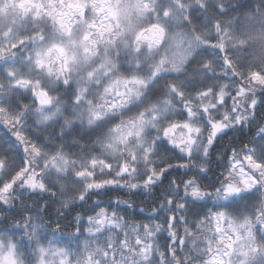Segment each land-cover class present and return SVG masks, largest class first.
<instances>
[{"label": "snow or ice", "instance_id": "obj_1", "mask_svg": "<svg viewBox=\"0 0 264 264\" xmlns=\"http://www.w3.org/2000/svg\"><path fill=\"white\" fill-rule=\"evenodd\" d=\"M0 128V264H264V0H0Z\"/></svg>", "mask_w": 264, "mask_h": 264}, {"label": "trees", "instance_id": "obj_2", "mask_svg": "<svg viewBox=\"0 0 264 264\" xmlns=\"http://www.w3.org/2000/svg\"><path fill=\"white\" fill-rule=\"evenodd\" d=\"M5 135V130L3 128H0V137H3ZM241 139L243 138V136L241 135L240 137ZM224 142H227L226 140ZM235 143H238L239 141L238 140H234ZM93 199H95V197H93ZM103 199L106 201L107 200V197H103ZM147 198L145 197H142V196H136V197H133V200L135 201V209L134 211L136 212L137 214V219H140L142 218L143 216H146L148 214L147 212V209L149 207V203L150 202H145ZM91 207V204L89 203V205L86 207V208H78L77 211H86L87 208H90ZM55 208V205L52 206V209H50V211H52L53 209ZM140 209H144L145 211L143 213L140 212ZM74 214V213H73ZM53 219H55V212L53 211V216H52ZM69 221H71V215L67 218V220H62L61 221V224L62 226L66 223H68ZM65 231H71V228H65Z\"/></svg>", "mask_w": 264, "mask_h": 264}]
</instances>
